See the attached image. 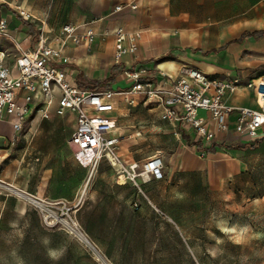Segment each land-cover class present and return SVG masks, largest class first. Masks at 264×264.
Returning a JSON list of instances; mask_svg holds the SVG:
<instances>
[{
	"label": "rangeland",
	"instance_id": "374dc122",
	"mask_svg": "<svg viewBox=\"0 0 264 264\" xmlns=\"http://www.w3.org/2000/svg\"><path fill=\"white\" fill-rule=\"evenodd\" d=\"M260 6L264 10V0ZM104 8L102 0H0L2 11L35 28L43 21L54 29L64 24L76 26L79 33L84 26L96 28L105 14L106 20H116L111 12L104 13ZM247 21L246 26L252 27ZM25 32L32 43L37 34ZM105 37L99 40L103 42ZM258 45L264 48V43ZM67 48L85 46L66 44L64 55L69 63L65 69L70 71L73 59ZM5 49L12 51L8 41ZM260 57L259 75H264V50L260 51ZM87 81L93 86L95 80L87 78ZM118 100L122 101V97ZM143 104V101L135 107L119 104L115 115L122 123L125 110L136 114L138 119L146 117L149 107L154 106ZM71 124L67 117L51 115L40 121L37 116H30L17 140L0 148V174L4 170L15 184L9 186L0 176V264H264V142L257 149L246 151L243 173L212 184L198 174L182 171L171 160L174 147L156 126H150L146 132L134 136L137 143L126 149L134 153V159L135 154L162 155L167 164L163 180L144 184L137 181L140 191L133 182L126 185L129 190L125 196L134 191L133 202L138 203L139 209L133 215L125 213L122 222H91L86 216L97 210L93 205L80 209L72 201L36 200L29 195L49 167L57 176L52 181L56 191L64 192L69 184L71 192L80 180V173L65 164L61 155L67 147ZM0 134L9 137L10 127L0 123ZM125 139L116 149L117 163L124 168L134 163L126 162L118 153L127 144ZM35 148L48 153L47 163L37 171L31 170L30 161ZM143 163H137L138 167ZM85 171V187L109 186L110 180L114 182L117 176L105 160ZM4 201L6 206L2 207ZM74 229L89 243L80 241L72 233Z\"/></svg>",
	"mask_w": 264,
	"mask_h": 264
},
{
	"label": "crops",
	"instance_id": "0c3cea01",
	"mask_svg": "<svg viewBox=\"0 0 264 264\" xmlns=\"http://www.w3.org/2000/svg\"><path fill=\"white\" fill-rule=\"evenodd\" d=\"M127 1L129 0H102L105 4L104 13L111 12L110 15H115L116 20L109 21L112 18L106 20L105 14L103 16L105 20H102L103 17L100 18L101 20L94 28L96 35L89 47L67 48V53L73 59L71 62L73 69L70 71L76 83L78 75L81 76V74L88 85L87 78L95 80L93 82L95 83L115 75L110 90H126L130 88L132 82L126 78L124 70L134 67L140 68L141 76L154 83L165 76L177 78L183 68H195L208 76L224 80L237 77L243 83L260 76V51L264 48L258 44L264 43L261 42L264 41V37L258 40L244 38L240 42L236 40L244 32L264 30V21L260 22L264 16V10L260 6L261 0H138L136 11L123 10L112 14L115 6ZM0 18L7 20L8 30L17 37L22 51L33 48L37 40L35 33L38 35L39 29L44 30L49 36H54L63 26L54 29L40 21L41 24L36 25L35 28L30 23L19 19L18 21L11 13L1 9ZM246 20L250 22L249 25L252 24V27L246 26ZM116 26H123L128 31L141 33L137 52L134 55H124L119 65L113 61L114 40L110 33ZM25 30L28 33H34L32 43ZM104 32H108V36L101 42L100 38ZM6 41L0 38V49L8 53V59L12 63L19 52L12 45L10 49L12 51H7ZM102 65L103 68H101ZM91 87L89 85L87 89L93 90ZM130 97L135 101L141 100L128 105L123 102V99L119 101L116 98L114 111L110 114L116 121V134L120 136V141L126 138L127 144H123L118 152L124 157L122 159H127L126 162L140 163L149 158V156L146 157L147 153H144L139 157L135 154L136 159H134V153L126 148L137 143L138 140L135 137H138L141 132H146L150 126H156L174 147L175 152L171 160L176 162L184 172L198 174L210 183L218 184L238 177L246 169L245 154L246 151L252 150L244 149V146L253 144L255 141L242 138L233 131L237 119L235 113L227 118L228 132L217 133L216 140L207 144L195 142L191 132L173 128L167 121L162 120L163 106L158 102H144L145 107L153 103L154 108L149 107L147 116L140 119L136 114H130L129 110H125L122 114L125 121L122 123L115 115L118 105L135 107L143 101L139 95H130ZM224 103L233 108L257 109L253 93L247 88H239L235 92L227 93L224 96ZM51 115H54V107L51 108ZM35 116L43 121L39 115ZM65 117L72 120V132L74 116L68 114ZM142 124L146 126H140ZM133 131L136 133L134 134ZM11 137L12 132L7 138ZM258 140H261V144L264 142V136L260 135ZM7 144L8 142L1 148ZM197 145H200L202 149L199 150ZM35 147L37 148L36 143ZM210 147L213 151L206 150ZM36 148L30 159L33 171H37L39 166H44L48 160V153L42 150L37 151ZM61 155L65 164L71 165L76 172L80 173V180L71 192L68 190L69 184H66L64 192L54 190L52 181L57 176L49 167L44 169L37 186L29 192L30 196L36 200L72 201L80 209L87 204L93 205L97 210L92 215L86 216L91 222H122L125 213L128 216L133 215L135 211L132 210L131 204L136 194L133 191L127 197L125 196L129 190L126 187L129 183L125 184L126 179L118 180L120 176L117 178V183L110 180L109 186L85 187L86 171L73 158L69 138L67 147ZM164 164L166 167L165 160ZM0 176L4 183L14 187V180L8 178L4 170ZM64 178L68 179V175ZM5 206L4 201L2 207Z\"/></svg>",
	"mask_w": 264,
	"mask_h": 264
},
{
	"label": "built area",
	"instance_id": "2783aa9c",
	"mask_svg": "<svg viewBox=\"0 0 264 264\" xmlns=\"http://www.w3.org/2000/svg\"><path fill=\"white\" fill-rule=\"evenodd\" d=\"M137 9L138 0H129L115 6L112 14ZM110 33L114 40L113 61L119 65L124 55L137 52L141 33L123 26H116ZM95 35L89 26L79 33L78 27L66 24L54 36L39 29L33 48L22 51L17 37L8 30L7 20L0 18V38L19 52L11 63L8 53L0 49V123L7 124L12 132L10 139L0 134V148L17 140L30 116L48 119L54 107L56 117L74 116L69 143L74 147L73 158L81 167L94 169L105 160L117 174L116 183L120 172L126 178L125 184L133 182L140 191L137 181L144 184L163 180L165 164L158 154L136 169L131 164L126 168L120 163L113 164L112 159L117 162L120 136L110 114L119 96L128 105L135 101L130 95L141 96L143 102H158L163 106L161 119L173 128L191 132L195 142L211 144L217 133H227V118L232 113L237 116L233 129L237 135L253 141L264 136V75L243 83L237 77L224 80L195 68H183L177 78L165 76L154 83L141 76L140 68L134 67L124 70L132 82L125 92L81 89L72 72L65 69L69 58L64 55V49L68 42L89 47ZM107 35L108 32L102 34ZM239 88L252 91L257 109L233 108L224 103V96ZM131 208L138 210V203L133 202Z\"/></svg>",
	"mask_w": 264,
	"mask_h": 264
},
{
	"label": "trees",
	"instance_id": "16d2710c",
	"mask_svg": "<svg viewBox=\"0 0 264 264\" xmlns=\"http://www.w3.org/2000/svg\"><path fill=\"white\" fill-rule=\"evenodd\" d=\"M25 22V21H24ZM27 23V22H25ZM261 37H264V30H259V31H253V32H244L240 38H238L236 40V42H240L242 41L244 38H254L256 40L260 39ZM114 76L115 75H111L110 78L104 79L102 81H96L93 86L91 87L93 90L98 91V90H110L111 89V83L114 81ZM77 84L81 89H87L89 88V85L87 82H85L80 75H78L77 77ZM261 140H256L253 144H249L244 146V149H248V150H255L258 148L259 144H260ZM197 148L199 150L202 149V147L200 145H197ZM207 151H213V148L210 147L208 149H206ZM205 151V150H204Z\"/></svg>",
	"mask_w": 264,
	"mask_h": 264
},
{
	"label": "bare ground",
	"instance_id": "6f19581e",
	"mask_svg": "<svg viewBox=\"0 0 264 264\" xmlns=\"http://www.w3.org/2000/svg\"><path fill=\"white\" fill-rule=\"evenodd\" d=\"M112 162H113V164H114L115 166L118 164V163H117L116 161H114L113 159H112ZM131 165H132V168H134V169L138 168V164H137V163H132ZM118 176H119V177H120V176H121V177L123 176L124 179H126L125 176H124L122 173H120V172H119ZM19 195H20L21 197H23V195H21V194H19ZM23 198H24V200H27V201L31 202L32 204H33V203L36 204V202H35L33 199H31V198H28V197H23ZM77 229H78V228H77ZM70 233H71V232H70ZM72 233L75 234L76 237H77L80 241H83V242L86 243V244L89 243L88 240L84 237V235H82L81 233L77 232L76 229H74Z\"/></svg>",
	"mask_w": 264,
	"mask_h": 264
},
{
	"label": "water",
	"instance_id": "95a60500",
	"mask_svg": "<svg viewBox=\"0 0 264 264\" xmlns=\"http://www.w3.org/2000/svg\"><path fill=\"white\" fill-rule=\"evenodd\" d=\"M71 145V144H70Z\"/></svg>",
	"mask_w": 264,
	"mask_h": 264
}]
</instances>
